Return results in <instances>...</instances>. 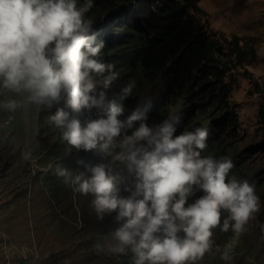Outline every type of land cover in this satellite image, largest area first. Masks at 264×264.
<instances>
[{
    "label": "clouds",
    "instance_id": "1",
    "mask_svg": "<svg viewBox=\"0 0 264 264\" xmlns=\"http://www.w3.org/2000/svg\"><path fill=\"white\" fill-rule=\"evenodd\" d=\"M91 7L92 0H85L83 7L77 6V0H0V96L5 91L13 94L0 101V108L14 112L25 102L51 108L63 95L62 106L49 117L61 130L62 140L77 151L99 148L108 155L122 130L139 121L131 135L120 141L124 151L113 157L127 160L128 170L135 173L134 195H119L118 175L105 163L90 167V175H76L71 180L74 191L94 196L98 218L117 212L116 219L123 223L114 232L117 243L111 251H130V264L195 262L209 249L211 230L220 224L221 210L230 214L236 233L243 230L258 210L255 187L246 180L228 178L234 167L230 159L201 156L207 147L206 129L177 134L178 116L169 113L162 122L149 125L146 112L139 109L120 119L123 101L131 95L134 83L108 101L98 118L82 124L72 115L104 105L106 94L97 93L93 74L111 72L103 81L104 88L117 78L113 65L99 59L103 44L90 42L94 22L85 15ZM21 94L23 98L17 99ZM55 171L69 181L66 169L57 166ZM194 187L203 195L188 203Z\"/></svg>",
    "mask_w": 264,
    "mask_h": 264
},
{
    "label": "rangeland",
    "instance_id": "2",
    "mask_svg": "<svg viewBox=\"0 0 264 264\" xmlns=\"http://www.w3.org/2000/svg\"><path fill=\"white\" fill-rule=\"evenodd\" d=\"M141 1L137 6L146 8L152 0ZM181 1L187 4L190 13L207 32L221 42V51L215 57L221 60L225 81L230 86L226 96L229 107L221 117L235 115L236 121L228 127L229 133H219L211 127V117L196 114L191 118L185 114V108H173L170 113L180 118L177 134L197 127L213 135L214 132L221 134L223 141L216 151L225 149L227 159L238 170L234 177L228 178L248 181L254 185L259 197L258 210L252 213L240 233L235 232L230 214L221 210L220 224L211 230L209 249L202 258L189 264H264V121L259 113L260 106H264V0ZM132 5V0H117L114 7L102 12L101 17L111 13H115L114 16L128 14ZM91 21L95 30L108 28L106 20L96 18ZM237 44L243 49L241 61L236 53ZM101 57L100 54V61L107 64ZM108 64L113 65L112 72L116 73L114 67L118 63L113 60ZM93 75L97 93L104 91L106 99L101 108H94L90 113L87 110L72 113L82 124L103 115L108 101L116 99L122 86L115 82L104 88L103 81L111 75L109 71ZM110 88H113V96L109 95ZM144 91L143 104L157 94L150 86ZM10 98L13 94L5 91L0 101ZM16 98H23V94ZM63 99L62 95L60 103H53L51 108L27 102L14 112L0 108V154L5 163L0 173V264H114L118 258L111 248L117 243L114 232L123 221L116 219V211L98 218L92 205L94 196L74 191L76 185L71 180L81 173L90 175V167L106 163L118 175L119 195H134L135 173L128 170L127 160H114L113 157L124 151L120 141L125 135H131L135 128L122 130L121 136L115 138L111 155L99 148L77 151L62 140L61 130L49 120L56 108L62 106ZM134 109L139 106L131 108ZM31 136H34V142L30 153L25 154L27 139ZM200 154L218 160V154L214 152L202 150ZM57 166L70 173L67 183L64 177L56 174ZM202 195V190L194 187L188 203ZM225 220L227 230H224Z\"/></svg>",
    "mask_w": 264,
    "mask_h": 264
},
{
    "label": "trees",
    "instance_id": "3",
    "mask_svg": "<svg viewBox=\"0 0 264 264\" xmlns=\"http://www.w3.org/2000/svg\"><path fill=\"white\" fill-rule=\"evenodd\" d=\"M115 1L92 0L85 19L107 21V29L94 31L92 43L103 44L101 59L107 64L113 60L118 63L114 67L117 78L111 82L112 85L115 82L122 84L116 99L125 86L134 83L131 95L123 104L125 108L139 106V111L146 112L149 125L162 122L173 108H185V114L191 118L196 114L211 117L212 128L219 133H229L228 127L235 123L236 116L221 117L229 107L226 96L230 86L225 81L221 60L215 57L221 51L220 40L207 32L181 0H152L146 8L137 6L139 0H132L130 13L115 16L111 13L108 17H101L106 8L114 7ZM82 3L85 0H77L78 7ZM117 27L120 29L116 30ZM236 48L241 61L243 49L239 44ZM116 50L120 52L116 53ZM147 86L155 89L157 94L143 104ZM109 95H114L113 88L109 89ZM131 108L119 118L126 119L133 111ZM259 113L264 121V106H260ZM139 123L134 122L133 128ZM214 133H208L204 150L218 154L219 161L228 155L225 149L216 151L223 137ZM3 159L0 154V173L5 167ZM237 171L234 166L229 177H234ZM117 254L114 264H130V251Z\"/></svg>",
    "mask_w": 264,
    "mask_h": 264
},
{
    "label": "bare ground",
    "instance_id": "4",
    "mask_svg": "<svg viewBox=\"0 0 264 264\" xmlns=\"http://www.w3.org/2000/svg\"><path fill=\"white\" fill-rule=\"evenodd\" d=\"M34 142V136H31L29 139H27V143L25 146V154H29L30 153V149H31V144ZM106 164V163H105Z\"/></svg>",
    "mask_w": 264,
    "mask_h": 264
}]
</instances>
